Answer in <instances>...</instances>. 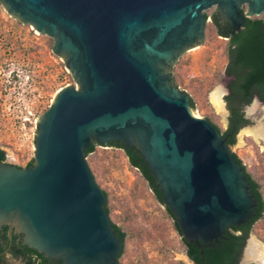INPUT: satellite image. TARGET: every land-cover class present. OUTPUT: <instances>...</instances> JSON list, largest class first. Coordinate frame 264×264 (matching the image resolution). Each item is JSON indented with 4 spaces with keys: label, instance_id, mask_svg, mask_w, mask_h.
<instances>
[{
    "label": "water",
    "instance_id": "1",
    "mask_svg": "<svg viewBox=\"0 0 264 264\" xmlns=\"http://www.w3.org/2000/svg\"><path fill=\"white\" fill-rule=\"evenodd\" d=\"M53 40L77 87L36 119L33 166L0 163V228L61 264H117L122 240L105 211L85 150L121 143L140 152L181 237L212 242L254 216L255 196L217 128L196 117L173 79L205 39L215 7L238 32L264 0H0ZM250 235L243 247L244 256Z\"/></svg>",
    "mask_w": 264,
    "mask_h": 264
},
{
    "label": "rangeland",
    "instance_id": "2",
    "mask_svg": "<svg viewBox=\"0 0 264 264\" xmlns=\"http://www.w3.org/2000/svg\"><path fill=\"white\" fill-rule=\"evenodd\" d=\"M204 13L208 14L205 39L179 59L185 64L180 70L181 79L174 82L194 100L196 117H211L223 132L228 128L229 115L224 101L227 40L217 36L212 26L210 16L215 13V7ZM260 17L264 18V13ZM52 46L50 37L20 23L0 5V149L5 151L8 164L24 168L33 159L37 117L48 109L60 89L77 87L61 58L51 51ZM216 91L222 92L221 112L215 109L211 99ZM244 115L250 124L237 132L230 151L257 179L264 196L263 144L241 133L263 119L264 104L253 101L244 108ZM95 156L90 166L86 158L88 167L98 186L108 193L113 219L124 220L128 215L129 228L142 237L139 249L143 251L146 264H193L164 206L156 201L139 174L130 167L124 152L97 146ZM146 234H151L154 240L147 239ZM249 235L264 244V220ZM127 251L133 252L131 244ZM8 264H20V261L9 258ZM124 264L129 263L125 261Z\"/></svg>",
    "mask_w": 264,
    "mask_h": 264
},
{
    "label": "trees",
    "instance_id": "3",
    "mask_svg": "<svg viewBox=\"0 0 264 264\" xmlns=\"http://www.w3.org/2000/svg\"><path fill=\"white\" fill-rule=\"evenodd\" d=\"M207 18L208 14L204 13ZM212 26L217 36L227 40L226 47V66L224 73L230 76L228 94L224 97L228 115V128L221 131L211 117L206 119L213 124L222 137H226V145L231 148L235 143L237 132L250 124L249 119L244 115V108L251 104L256 97L264 104V18L252 17L245 18V21L238 32H233L228 25L219 21L216 13L211 14ZM184 61H179L175 67L174 81L178 83L181 79L180 70L184 66ZM190 105L194 109V100L190 99ZM100 146L93 142L85 150V156L90 166V161L95 159L96 147ZM107 147L121 149L132 169H134L153 193L156 201L164 206L162 194L156 186V181L149 167L143 160L140 152L135 148H127L121 143H109ZM234 158L242 167L244 177L255 196L256 207L254 216L245 224L227 228L222 237L212 242H192L189 243L181 237L180 230L172 212L166 207L165 211L171 219L175 231L181 238V243L185 248L188 259L193 264H238L245 245L246 239L256 225L264 220V196L261 185L257 179L249 172L242 163L241 159L233 153ZM6 162V153L0 149V163ZM33 159L24 168L33 166ZM22 168V167H19ZM92 171V170H91ZM106 196L105 211L109 217L113 231L122 240V249L117 258V264H146L143 251L139 249L143 242L139 233L129 228L128 215L126 219L115 220L112 217L108 193L103 191ZM121 222L120 223H118ZM146 238L153 241L151 234H146ZM131 244L133 252L128 253L127 246ZM20 261V264H61L55 262L28 248L22 244V235L13 233L8 235V226L0 228V264H8V259ZM135 259V261H134Z\"/></svg>",
    "mask_w": 264,
    "mask_h": 264
},
{
    "label": "bare ground",
    "instance_id": "4",
    "mask_svg": "<svg viewBox=\"0 0 264 264\" xmlns=\"http://www.w3.org/2000/svg\"><path fill=\"white\" fill-rule=\"evenodd\" d=\"M221 93V91H216L211 96L214 107L219 112L222 111L223 107L221 101ZM241 133L245 134L246 136L252 137L256 143L263 144L262 149H264V117L255 126L244 128ZM252 263L264 264V244L254 239L253 237H250L240 264Z\"/></svg>",
    "mask_w": 264,
    "mask_h": 264
},
{
    "label": "flooded vegetation",
    "instance_id": "5",
    "mask_svg": "<svg viewBox=\"0 0 264 264\" xmlns=\"http://www.w3.org/2000/svg\"><path fill=\"white\" fill-rule=\"evenodd\" d=\"M215 13H216V12H215ZM216 14H217V13H216ZM217 16H218V18H219V21L222 22V21H221V20H222L221 17H220L218 14H217ZM211 20H212V19H211ZM222 23H224V22H222ZM225 24L228 25V26L230 27V29H231V26H230L229 24H227V23H225ZM231 30H232V29H231ZM225 76H226V75H225ZM226 78H227L226 90H227V94H228V91H229V83H230L231 77H230V76H226ZM227 94H226V95H227ZM253 101H257V102L263 104V103H262L258 98H256V97L253 99ZM253 101H252V102H253ZM252 102H251V103H252ZM225 104H226V103H225ZM5 163H6V162H5Z\"/></svg>",
    "mask_w": 264,
    "mask_h": 264
}]
</instances>
